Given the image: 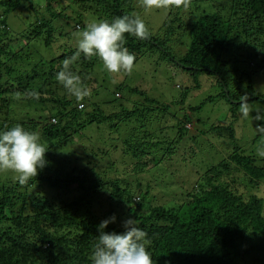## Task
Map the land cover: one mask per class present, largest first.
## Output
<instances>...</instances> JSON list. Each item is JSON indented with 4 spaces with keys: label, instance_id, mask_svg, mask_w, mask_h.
<instances>
[{
    "label": "trees",
    "instance_id": "obj_1",
    "mask_svg": "<svg viewBox=\"0 0 264 264\" xmlns=\"http://www.w3.org/2000/svg\"><path fill=\"white\" fill-rule=\"evenodd\" d=\"M64 1L46 0L42 13L33 0H0V131L20 125L36 133L46 148L44 167L26 185L0 177V264H90L98 226L113 214L116 223L103 231L123 232L124 220H136L147 233L153 264H264V157L258 155L264 150V119L257 120L258 130L251 139L240 138L243 143L247 139L246 145L236 142V118L208 128L225 137L232 149L202 172L196 171L191 191L174 186L172 171L161 181V172L173 168L175 143L189 133L186 124L192 123L191 114L172 116L169 105L148 98L128 107L123 90L144 93L122 84L115 86L114 100L98 98L92 75L102 61L83 54L70 70L81 77L90 95L76 101L56 81L74 47L62 46L53 58L30 59L29 49L36 41L52 48L63 38L66 41L70 31H84L86 24L132 15L135 0ZM198 1L188 0L194 5ZM207 1L201 13L192 11L194 16L185 26L179 12H172L160 28L166 32L164 38L173 42L180 29L188 36L179 56L157 34L149 33L145 40L125 34V47L135 56L134 64L144 51L160 47L180 69L212 75L221 87L216 97L226 99L234 117L245 98L264 103L253 86L254 75L264 76V0ZM25 3L35 20L29 24L28 37L16 39L23 45L12 49L13 33L6 17ZM59 20L64 22L61 27ZM32 92L39 93V99H33ZM116 92H123L122 96L118 98ZM116 100H121L113 105L117 110L105 107ZM159 114L174 120L171 141L166 133L148 128L150 118ZM256 115L264 116V106ZM124 121L136 128L121 130ZM197 136L188 139L198 150ZM83 138L91 142L80 147ZM162 160L165 167L154 176V167ZM122 178L128 179L127 184ZM161 183L174 187L167 193V204L156 203V191H151Z\"/></svg>",
    "mask_w": 264,
    "mask_h": 264
},
{
    "label": "rangeland",
    "instance_id": "obj_2",
    "mask_svg": "<svg viewBox=\"0 0 264 264\" xmlns=\"http://www.w3.org/2000/svg\"><path fill=\"white\" fill-rule=\"evenodd\" d=\"M33 1L34 4L39 7L38 11L43 13V5H45L46 0ZM66 1L67 0L64 2ZM27 4L28 3L21 5V8L11 12L6 17V23L11 30V34L13 33L11 40L14 42V45L12 46V49H14V46L18 47L23 45L22 41H17L16 39L21 36L28 37V30H30L29 24H32L35 20L33 17L34 12L28 11ZM197 4L200 6L199 9L195 8V5ZM195 5L194 3L188 2V6H183V8H180L181 6H169L167 8L145 10L141 5V0H135L132 4L131 11L132 14H138L145 22L148 33L157 34V38L159 37L160 40H163V43L168 47V50L174 56H179L178 53H183L186 49L185 45L188 42V36H183V30L180 29L175 34V37H178L179 39L177 40V38H175V41L173 42L168 40V38H164L166 32L160 30V28L172 12H179L177 17L183 21L185 26L189 19L194 16L192 11L195 13H201L202 9L208 5V1L200 0L196 2ZM67 13H69V11H64V14L67 15ZM70 15L74 16L71 13ZM63 23V20H59L57 22L60 27L63 26ZM63 33L65 35L68 34V32L66 33V30H64ZM79 34V31H73V33L70 31L67 36V42L63 38L62 41H58L52 48H45L39 41H36L34 46L29 49L33 52V54H30V59H33L31 62H35V60L42 58L47 59L57 56L59 52L58 50L62 46L68 49L72 47L77 48ZM10 44L12 43H9V45ZM150 51L151 52L144 51L139 56L130 74L122 71L118 73H109L103 68L102 63H98L93 69L94 74L92 76L93 78L95 77V87H98V98L107 102L114 100L115 86L122 84L123 88L126 86L132 88L136 87L139 91L144 93L142 97L137 93L129 94L127 90H123L124 93L116 92L115 96L118 98L122 96V93L124 96H127L126 100L129 101L125 102V105L128 107H134L137 103L143 104L145 103L144 99L148 98L154 99L160 104L169 105V113L172 114V116L181 117L184 113L191 114L190 117L193 121L190 124H186L189 133L183 137L180 142L178 141L179 143H175L176 146L172 152V157L170 156L173 159V168H171V170L161 172L162 167H165V160H162L160 163L155 165L153 171L155 172L154 176L159 175L161 172L163 174V179L165 180L162 178H160V180L164 182L166 181V177L164 178V176L169 171L174 172V175H171L176 181L174 186L187 193L194 188L193 182H196L198 178L196 171L199 173L200 171L202 172L203 168L214 163V161L221 160L223 157L227 156L232 149L231 144H229L225 137L217 136V133L214 131L208 132V128L217 124L227 125L228 123H231L234 118H236L233 122L235 135L237 137L236 142L241 145H246L247 139H251L252 134L258 130L256 127V122L258 120L256 119V112L260 106H264V103L251 100L248 104L252 110L247 118L241 115L240 106L238 107L236 115L233 117L230 111L231 105L226 101V99L220 96L216 97L221 92V87L212 75L206 73L191 74L189 71L180 69L171 58L167 55L163 56V52L160 47L151 48ZM253 86L257 93L264 96V76L262 74H256L253 76ZM209 98H211V100H209ZM120 101L121 100H116L114 103H107L105 107L115 110L116 107L113 105H118V103H121ZM148 105L151 106L150 104ZM197 106H201V108L192 110L190 113L188 110L189 107ZM103 109H105L104 106ZM161 115L162 114L156 116L153 115L150 118L148 128L149 130H155L156 134H159L158 131L166 133V140L171 141L175 131L172 130L170 125L174 123V120H172V118L168 115L164 118H162ZM121 126V130L131 129L132 127L136 128L135 124L130 123V121H124ZM165 129L167 130L165 131ZM200 129H205L206 134H200ZM90 130H88V133L91 135ZM198 134L199 136L196 137V140L198 141L199 149L197 150V146L190 143L191 140H189L188 137ZM245 136H248V138H244L245 143H243V140L240 138ZM81 142L82 145H80V147L83 145L87 146V143L91 142V139L89 140L87 138H83L81 139ZM0 177L2 180L11 177L16 178V174L9 170H4L0 171ZM123 179L124 178H122V180ZM148 179L151 180V178ZM155 180H157V178ZM123 181L127 184L128 179ZM158 182L159 180L155 181V184ZM173 190L174 187L167 185L162 186V183L160 185H156L155 188H151L152 192L156 191L154 192V199L158 204H167L169 201L167 193H172ZM177 191L178 190L174 193H178Z\"/></svg>",
    "mask_w": 264,
    "mask_h": 264
},
{
    "label": "clouds",
    "instance_id": "obj_3",
    "mask_svg": "<svg viewBox=\"0 0 264 264\" xmlns=\"http://www.w3.org/2000/svg\"><path fill=\"white\" fill-rule=\"evenodd\" d=\"M145 10L167 8L169 6H188V0H141ZM145 40L148 30L138 14L123 15L109 21L90 23L79 34L74 54L65 59L56 81L70 97L81 101L90 95V90L83 85L81 77L70 70V65L84 57H96L102 61L103 68L109 73L124 72L130 74L134 67L135 56L127 50L126 35ZM39 99V93L30 94ZM252 109L246 98L240 103V113L247 118ZM256 119H264L258 115ZM46 148L40 143L36 133L16 125L0 131V171L9 170L16 174L19 185H26L37 175L38 169L45 165ZM264 157V150L258 151ZM110 223H116L115 214L103 220L98 228V239L94 243L90 264H153L148 251L147 233L136 220L128 218L121 224L123 232L103 231Z\"/></svg>",
    "mask_w": 264,
    "mask_h": 264
},
{
    "label": "water",
    "instance_id": "obj_4",
    "mask_svg": "<svg viewBox=\"0 0 264 264\" xmlns=\"http://www.w3.org/2000/svg\"><path fill=\"white\" fill-rule=\"evenodd\" d=\"M187 68H190V67H187ZM233 102H236V101L233 100Z\"/></svg>",
    "mask_w": 264,
    "mask_h": 264
}]
</instances>
